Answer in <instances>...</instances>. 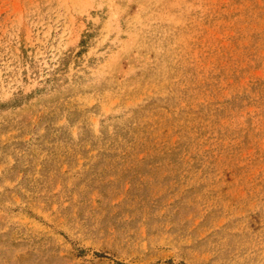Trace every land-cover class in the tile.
I'll use <instances>...</instances> for the list:
<instances>
[{"label":"rangeland","instance_id":"obj_1","mask_svg":"<svg viewBox=\"0 0 264 264\" xmlns=\"http://www.w3.org/2000/svg\"><path fill=\"white\" fill-rule=\"evenodd\" d=\"M0 264H264V0H0Z\"/></svg>","mask_w":264,"mask_h":264}]
</instances>
